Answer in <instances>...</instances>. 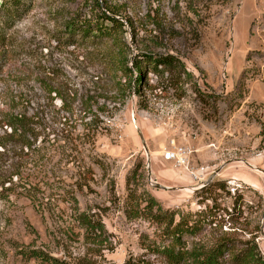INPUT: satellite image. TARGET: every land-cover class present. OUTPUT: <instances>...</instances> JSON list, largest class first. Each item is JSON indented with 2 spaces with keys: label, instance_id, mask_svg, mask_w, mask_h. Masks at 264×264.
Returning a JSON list of instances; mask_svg holds the SVG:
<instances>
[{
  "label": "rangeland",
  "instance_id": "rangeland-1",
  "mask_svg": "<svg viewBox=\"0 0 264 264\" xmlns=\"http://www.w3.org/2000/svg\"><path fill=\"white\" fill-rule=\"evenodd\" d=\"M109 3L125 31L99 41L97 0H0V142L9 150L0 147V165L18 161L10 115H27L36 144L52 129V115L76 125L88 106L105 127L96 137L99 163L80 185V171L63 159L45 186H0V264H47L30 256L34 249L73 264L130 257L191 264L194 251L224 236L240 248L256 238L264 255V173L256 169L264 170V0ZM142 54L168 55L170 63ZM136 57L143 83L124 90L120 83L137 86ZM176 145L191 149L187 167L164 159ZM219 183L226 187L202 192ZM146 192L178 212L177 221L204 222L175 246L186 259L166 255L173 245L147 209ZM84 213L104 228L87 234L78 219Z\"/></svg>",
  "mask_w": 264,
  "mask_h": 264
},
{
  "label": "trees",
  "instance_id": "trees-1",
  "mask_svg": "<svg viewBox=\"0 0 264 264\" xmlns=\"http://www.w3.org/2000/svg\"><path fill=\"white\" fill-rule=\"evenodd\" d=\"M109 1L110 0H103V6L101 2L97 0L99 17L94 29L97 31L96 36L99 41L109 38L113 31H125V22L121 20L123 16H120L121 14L119 11L113 7ZM126 21L133 27L130 20L127 19ZM0 38L3 37L0 35ZM142 56L155 65L170 63L169 58H171V56L168 55L151 56L142 54ZM133 61L136 70L139 72L134 79L137 86H134L135 84L133 83H120L119 85L121 87H125L124 90H131L133 88L138 89L140 83H143L144 68L142 67L140 58L136 57ZM125 70L128 71L130 68L126 67ZM62 100L65 101L64 98H62ZM88 111H93L90 106L82 110L84 113L83 115L75 118L74 122H76V125L71 124L68 117L52 115V117L49 118V121H51L50 127H52V129L49 130L40 144L35 143L37 128H34L32 123L29 122V118L26 114L10 115L9 122L7 123L10 132L7 133V136L19 147V155L17 162L0 165V186H45L48 183L47 174L57 171L61 163H63V159L66 160L64 162L65 165L73 163V169L77 168L78 171H80L79 178L75 181L77 185H80L82 173L86 174L91 172L92 164L99 163L94 154L96 137L105 130V127L99 125V122H102V120L97 116V113L94 112L92 114L94 117H91L92 115L89 116ZM77 123H80L82 126V132L78 130ZM1 139H6V137ZM0 147H2L5 152L9 151L5 142L1 141ZM12 151L17 152V150ZM45 159L46 161H44ZM86 159H88L91 164L86 163ZM32 170L33 172L31 173L30 171ZM36 171L38 174L43 173L45 177L38 178V175H35ZM214 185L218 186H209L202 192L210 191L212 194L214 193L212 188L224 189L226 187L223 186L224 184L222 183ZM146 196L147 209H149L150 213L160 221L161 226L164 225L166 237L171 240L173 245L172 251L169 249L164 252L169 258L174 260H178L181 257L186 259L183 255L179 256L178 252L175 250V246L183 245V239L186 235L196 237L203 229L204 222L195 220L190 224L192 219L182 216L180 220L177 221L176 215L178 212L174 210H164L151 195L147 194V192ZM135 204H130L131 207L129 209L134 211ZM257 206L258 211L263 209L262 202H258ZM78 219L82 225H85L84 227L89 235L104 228V224L100 219H96L85 213L80 214ZM258 230H260V226H258ZM235 243L236 241H234V239L224 236L205 251L201 253L194 251L191 255V264H226V262L227 264H264V255L256 238L245 241L241 248L236 247ZM226 254H229V259L223 262L222 259ZM30 256L47 264H73L67 259L55 257L42 249L32 250ZM122 264L153 263L144 257H130Z\"/></svg>",
  "mask_w": 264,
  "mask_h": 264
},
{
  "label": "built area",
  "instance_id": "built-area-1",
  "mask_svg": "<svg viewBox=\"0 0 264 264\" xmlns=\"http://www.w3.org/2000/svg\"><path fill=\"white\" fill-rule=\"evenodd\" d=\"M191 149L183 146V145H176L173 148L169 149L164 154V159L167 161H171L175 163L177 166L180 167H187L189 164L190 156H191ZM206 168L202 167L192 173L195 175L196 178H199L200 175L205 173ZM200 179V178H199ZM201 186H197L194 189L201 188Z\"/></svg>",
  "mask_w": 264,
  "mask_h": 264
},
{
  "label": "water",
  "instance_id": "water-1",
  "mask_svg": "<svg viewBox=\"0 0 264 264\" xmlns=\"http://www.w3.org/2000/svg\"><path fill=\"white\" fill-rule=\"evenodd\" d=\"M141 138H142V140H143V136L141 135ZM143 144H144V148H145V150L148 152V150H147V144H146V142L143 140ZM250 166H252V165H250ZM253 167V166H252ZM256 168V167H255ZM256 169H258L259 171H261L262 173H264V170H262V169H259V168H256ZM149 179L150 180H152V177H151V169H149ZM153 181V180H152ZM156 187H158V188H162V189H173V188H169V187H167V186H164V185H161V184H156ZM263 218H264V216H263ZM262 226H263V228H264V221H263V223H262Z\"/></svg>",
  "mask_w": 264,
  "mask_h": 264
}]
</instances>
